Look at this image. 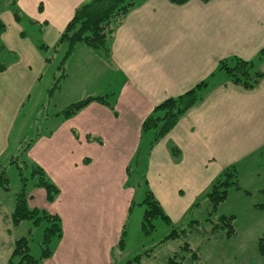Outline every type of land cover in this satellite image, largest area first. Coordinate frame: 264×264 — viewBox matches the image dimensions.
<instances>
[{
	"label": "crops",
	"instance_id": "crops-1",
	"mask_svg": "<svg viewBox=\"0 0 264 264\" xmlns=\"http://www.w3.org/2000/svg\"><path fill=\"white\" fill-rule=\"evenodd\" d=\"M83 1L16 0L19 14L29 16L32 37L8 9L23 49L3 61L7 67L0 71V149L4 143L8 149L9 128L17 119L22 129L29 117L22 112L26 105L33 117L45 106L64 46L52 50L51 59L46 54ZM262 47L264 0H136L113 34L109 55L75 45L64 60L60 88L50 97L54 109L44 114L43 130L22 155L58 189L48 200L42 187L26 186L28 207L56 214L61 223V235L41 264H121L126 242L122 250L118 242L137 193L126 168L147 138L141 134L143 119L165 98L209 77L221 58L251 59ZM260 68L263 78L253 89L213 81L203 99L151 149L147 183L171 221L185 214L223 167H237L253 152L264 151V62ZM96 95H105L106 102L91 101L67 118L59 114L69 103ZM172 145L178 150L174 155ZM257 190L263 197L264 187ZM13 207L14 201H1L0 220L13 225Z\"/></svg>",
	"mask_w": 264,
	"mask_h": 264
},
{
	"label": "trees",
	"instance_id": "trees-1",
	"mask_svg": "<svg viewBox=\"0 0 264 264\" xmlns=\"http://www.w3.org/2000/svg\"><path fill=\"white\" fill-rule=\"evenodd\" d=\"M135 1L136 0H85L75 7L72 16L61 31L57 43L53 48V50H57L59 47L64 46V52L58 64L59 73L54 76L51 87H49L47 91V98H50L53 92L60 88L61 80L66 75L63 65L64 60L71 54L75 45L82 43L92 49L101 51L106 56L109 55L110 41L113 34L127 12L135 4ZM169 1L173 4H183L188 0ZM201 1L207 2L209 0ZM10 3L13 6V15L16 19H19L20 14L18 8H16V0H10ZM4 28V24L0 22V32H2ZM43 47V45H40V48ZM1 49L2 46L0 45V50ZM263 62L264 47L260 48L256 56L251 59H245L237 55L221 58L209 77L199 81L183 93L165 98L156 104L145 116L141 124V134L145 135L151 132L146 152L142 160H138V154H136L133 161L126 168L128 183L131 184L132 177L136 176V184L143 188V196L139 205L144 207L140 223V229L144 235L148 236L155 230L153 221L156 218H160L167 225L171 226L170 233H168L164 239H175L185 232V229L179 230L175 228L169 216L165 213L148 186L146 179L147 160L153 146L177 124L179 119L189 109L203 99L207 89L213 81L229 82L244 89L255 88L263 78V72L260 68ZM6 67L7 64L0 61V71L5 70ZM105 97V95H96L81 98L66 105L60 110L59 114L66 118L70 117L91 101L105 103ZM29 144L30 142L19 149L20 156L26 152ZM177 151L175 146H170V152L173 155ZM20 156H13L9 160V164H15L19 170L21 185L14 197V207L11 213L12 224L18 225L24 220H29L32 222L33 226L41 222H45L47 225L42 231V237L39 242L41 249L37 257L30 252V230L28 236H21L14 240L11 254L7 261L2 264H41L50 256L52 252L51 243L53 240L61 235V223L59 216L56 214L48 213L42 209L28 207L26 199L28 177L22 173L23 167L30 168V176L36 177L35 185L45 190L48 200L54 198L58 189L47 179L43 170L38 165L33 163L28 164L26 161L22 160ZM20 164H23V166ZM0 187L8 189V178L5 172V165L0 167ZM230 188H242L239 184V171L233 163L221 169L211 180L206 190L196 198L194 203L185 212V214L188 213L193 207L199 204L201 195H203V198H207L210 209L208 211V217L205 219L208 221V228L204 230L206 236L216 231L224 232V236L227 239H232L235 236V229L233 227L234 215L222 214L216 218L213 217V213L216 211L217 206L225 199ZM134 203L133 200L130 209H132ZM263 205L264 197L261 202V206ZM190 223L200 225L198 220H192ZM125 233L126 231L124 229L118 242L120 250H122L124 246ZM257 244L263 252L264 232L258 237ZM141 259L142 255L137 254L129 259L127 264H132L133 261L140 263ZM186 260H189L191 264H201L197 251L193 250L187 242L184 243L180 251H175L167 257L166 264H184Z\"/></svg>",
	"mask_w": 264,
	"mask_h": 264
},
{
	"label": "rangeland",
	"instance_id": "rangeland-1",
	"mask_svg": "<svg viewBox=\"0 0 264 264\" xmlns=\"http://www.w3.org/2000/svg\"><path fill=\"white\" fill-rule=\"evenodd\" d=\"M9 8L13 14V6L10 0H0V22L6 27L4 32H0V45L2 46L0 61L6 62L13 59L14 55H21L20 50L23 49L18 46L17 39L15 40L17 29L10 22ZM20 17L22 19L20 24L25 30L27 29L26 34L32 37V34L28 30L29 23L27 20L29 16L25 11H22L20 12ZM52 50L49 49L46 54L50 59L56 55ZM22 53L27 54L26 50ZM56 69H58V66ZM58 73L59 70H57ZM45 78L48 77L45 76ZM37 96L36 92L32 95L30 106H34ZM57 101H61L60 98ZM44 104L46 107L42 105L34 111V117L31 116V111L30 114L27 112L29 105L25 106L22 112L25 115H29V117L25 123L21 121L22 129L20 131V120L17 119L15 125L9 128L8 149H5V143L3 149H0V163L1 165H5V172L8 178V189L0 187V202L2 201V203L10 202L11 204L21 186L19 170L15 164H9V160L13 156H20L19 149L35 139L36 134L43 130L45 126L44 114L50 113L54 109L52 98H46ZM20 119H22V116ZM4 125V129H8L9 123L7 120ZM150 135L151 132L146 134L147 138L145 142L137 150L138 160L143 159ZM19 137H21L20 141L16 142V139ZM20 157L24 159L22 154ZM20 165L23 166V164ZM237 169L239 171V184L242 188H230L225 199L219 203L216 211L213 213L214 218L222 214L234 215L233 227L235 229V236L232 239L225 238L222 231L213 232L208 236L204 234V230L208 228V221L205 219L208 217L210 207L209 201L206 197L203 198V195L199 199V204L188 213L182 215L178 220L172 221L175 228L179 230L185 229L182 235L175 239H164L170 233L171 226L167 225L160 218H156L153 221L155 230L148 236L144 235L140 229L144 207L139 205L143 196V188L136 184L137 177L133 176L130 185L137 188V193L125 229L124 241L126 242V247L118 257L122 260L121 264H127L125 260L137 254L142 255L141 262L133 261L132 264H166L167 257L175 251H180L185 242L193 250L197 251L201 264H264V251L262 252L257 244L258 237L264 232V205L261 206L264 196L262 197V192L257 190L258 187H264V151L253 152L248 157L239 161ZM22 173L28 177L27 187L29 188L35 183L36 177L30 176L29 167H23ZM243 189H247L248 191ZM247 192L250 193L248 194ZM3 207L4 209H8L9 206L5 204ZM192 220H198L200 225L190 223ZM46 225L45 222H41L33 226L31 221L24 220L18 226H13L6 220H0V262H5L11 253L13 239L28 236L30 230V252L37 257L41 249L39 242L42 237V231ZM184 264L191 263L189 260H186Z\"/></svg>",
	"mask_w": 264,
	"mask_h": 264
}]
</instances>
